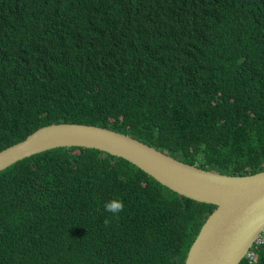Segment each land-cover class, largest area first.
<instances>
[{
	"label": "trees",
	"instance_id": "obj_1",
	"mask_svg": "<svg viewBox=\"0 0 264 264\" xmlns=\"http://www.w3.org/2000/svg\"><path fill=\"white\" fill-rule=\"evenodd\" d=\"M61 120L264 168V0H0V148ZM212 206L119 155L48 147L0 168V264H181ZM249 249L236 264H264V230Z\"/></svg>",
	"mask_w": 264,
	"mask_h": 264
},
{
	"label": "water",
	"instance_id": "obj_2",
	"mask_svg": "<svg viewBox=\"0 0 264 264\" xmlns=\"http://www.w3.org/2000/svg\"><path fill=\"white\" fill-rule=\"evenodd\" d=\"M68 144L124 157L168 188L213 204L181 264H236L264 229V168L246 173L205 168L100 124L67 120L40 124L0 148V168L32 152Z\"/></svg>",
	"mask_w": 264,
	"mask_h": 264
},
{
	"label": "clouds",
	"instance_id": "obj_3",
	"mask_svg": "<svg viewBox=\"0 0 264 264\" xmlns=\"http://www.w3.org/2000/svg\"><path fill=\"white\" fill-rule=\"evenodd\" d=\"M163 185H164V184H163ZM171 190H172V189H171ZM175 192H176V191H175ZM123 209H124V204H123V202H122L121 200H119V199L109 200V201H107V202L104 204V210H105V212L110 213L112 217H118L119 213L122 212ZM109 222H110V220L106 218V219H105V223L107 224V223H109ZM263 230H264V229H263ZM261 231H262V230H261ZM261 231H260V232H261ZM260 232H259V233H260ZM259 233L255 236L254 239L258 238ZM254 239H253V240H254ZM253 240H252V241H253ZM250 244H251V243H250ZM248 250H249V246H248V248L246 249V251L244 252L243 255H246V252H247ZM252 254H253V252H252Z\"/></svg>",
	"mask_w": 264,
	"mask_h": 264
},
{
	"label": "built area",
	"instance_id": "obj_4",
	"mask_svg": "<svg viewBox=\"0 0 264 264\" xmlns=\"http://www.w3.org/2000/svg\"><path fill=\"white\" fill-rule=\"evenodd\" d=\"M257 239V238H256ZM252 254V250L249 249L247 252H246V256H250Z\"/></svg>",
	"mask_w": 264,
	"mask_h": 264
}]
</instances>
